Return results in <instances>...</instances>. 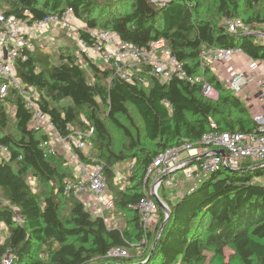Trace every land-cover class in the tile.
<instances>
[{"label":"trees","instance_id":"trees-1","mask_svg":"<svg viewBox=\"0 0 264 264\" xmlns=\"http://www.w3.org/2000/svg\"><path fill=\"white\" fill-rule=\"evenodd\" d=\"M7 4L2 11L6 17L32 22L72 8L89 29L114 31L120 40L138 47L164 38L187 73L214 86L220 99L203 97L202 80L161 84L150 79L146 87L114 78L87 56H83L84 68L78 47L76 53L58 58L36 47L19 64L18 75L25 85L37 89L39 107L60 135L73 134L78 125L86 128L80 120L86 115L94 129L90 139L99 159L95 162L103 165L108 188L116 178L114 166L135 160L132 184L114 198L115 209L131 220L125 229L109 227L104 218L92 217L79 198L65 194L68 182L76 179L74 170L66 167L61 154L50 156L44 147L49 136L29 128L32 114L12 91L0 101V143L11 152V161L0 164V220L8 228L0 243V264L9 253L16 256L15 264H196L206 259L204 241L215 245L220 255L231 249L242 264H264V160L248 161L237 172L222 169L174 203L162 187L169 217L160 208L165 217L162 214L151 228H143L136 210L144 196L147 169L164 151L186 142L197 145L213 130L264 136L246 105L201 60L205 49L241 48L250 58L264 61L261 39L241 31L230 33L227 25L241 19L246 25L264 27V11L244 21L239 0H219L221 17L212 20L201 18L195 5L180 0L164 6L150 0H8ZM81 36L94 45L86 32ZM130 107L143 123L150 144L145 149H139L122 122L133 125ZM108 124L124 133L130 142L127 151L112 152ZM76 153L83 162H94L81 150ZM30 181L38 186L37 192ZM116 249L125 250L128 257H111ZM40 252L44 258L38 256Z\"/></svg>","mask_w":264,"mask_h":264},{"label":"built area","instance_id":"built-area-1","mask_svg":"<svg viewBox=\"0 0 264 264\" xmlns=\"http://www.w3.org/2000/svg\"><path fill=\"white\" fill-rule=\"evenodd\" d=\"M150 1L164 6L171 0ZM26 14L29 15V12L26 11ZM227 25L230 33L235 34L241 31L247 35L254 34L264 43V27L260 26L261 29L256 31L254 28L258 27L257 24L246 25L241 20L228 22ZM57 26L74 34L80 51L79 62L84 68H87V64L84 62L83 56H88L89 60L98 67L110 70L114 78L131 84L147 87L150 79L161 84H168L175 79L189 83L202 80L204 98L216 102L220 99V94L204 79L190 76L184 63L172 54L168 42L164 38L150 42L147 47H138L120 40L119 35L114 31L89 29L85 23L77 20L72 8L34 22L14 16L6 17L0 11V101H5L12 91L17 92L32 114L29 128L36 132L44 131L49 136L44 147H47L51 153L61 154L66 159L68 166L74 169L75 184L68 182L65 194H73L79 198L92 217H102L108 225L106 214L115 210V201L108 192L103 165L95 161L85 163L81 160L76 149H82L85 143L80 138L72 137V134L67 137L60 135L49 115L40 109L38 104L40 95L37 89L25 85L18 75L19 64L26 62L29 54L36 47L43 49L49 40L50 31ZM82 32H86L91 37L93 46H90L82 38ZM243 55L249 61V76L233 66H228L222 73H214L211 68L219 63L229 64L237 56ZM201 60L235 96L240 95L246 85L253 82L261 90L259 101L264 102V80L259 71L260 61L247 56L241 48L205 49L202 52ZM254 121L259 124L257 131L263 132L264 118L255 116ZM92 127L91 125V135L94 132ZM212 128L215 129L216 126L212 125ZM57 143L60 145V150H57ZM194 146H199L201 151L199 152ZM220 150L224 151V156L216 154V151ZM184 153L191 155L188 160H183ZM202 155H208V157L192 167L179 171L194 158ZM263 160L264 136L240 132L213 130L205 134L197 145L186 142L181 146L164 151L148 167L144 178V196L136 206L143 228H151L154 221L157 220L155 217L157 218L160 209L157 199L162 201V187H165L169 192V198L174 203L183 196V187L187 188V192H189L222 169L238 170L248 161L261 162ZM10 161L9 148L0 143V164ZM179 172L183 173V182L176 177ZM4 233H8V228L0 220V243L7 238V236H3ZM110 256L127 258L128 254L123 249H116L110 253ZM15 262L16 256L11 253L2 260V264H15Z\"/></svg>","mask_w":264,"mask_h":264},{"label":"rangeland","instance_id":"rangeland-1","mask_svg":"<svg viewBox=\"0 0 264 264\" xmlns=\"http://www.w3.org/2000/svg\"><path fill=\"white\" fill-rule=\"evenodd\" d=\"M180 1L189 2L190 4L195 5L197 8V12L199 13L201 18L212 20L215 17L217 18L221 17L218 12L219 0H180ZM7 3L8 0H0V11L6 10V6L8 5ZM239 3H240V15H241L240 17L244 21L252 16L261 14L264 11V0H250L249 2H247V0H239ZM221 23L223 24L224 20H222ZM257 26L258 27L254 29L256 31H259L261 28L259 25ZM50 32L51 33L49 34L48 42L45 43V46L43 45L44 46L43 49H45L47 53L52 54L53 56H55V58H58L60 54H72L78 51L77 50L78 46L76 40L74 39L75 38L74 34H71L66 30H63L59 26L55 27ZM90 78L92 79V77ZM130 113H131L133 125H131V123L127 121H122V122L124 126L131 132L132 137L138 141L139 149H145L150 144L146 140L143 123L134 108L130 107ZM80 120L81 123H83L86 126V128H83V126L80 127L79 125L73 127L74 133L71 136L74 138H80L85 143V146L80 150L83 152V154L87 157L88 160L99 161V159L96 156L97 155L96 148L94 147L90 139L91 134L90 132H88V129L91 128V122L88 121V119H86L85 114L82 115ZM108 130L110 131L111 139H112V145H111L112 152L118 154L119 152L127 151L130 142L127 140L124 133L118 130L112 124H108ZM57 145H58L57 150H60L59 143H57ZM194 148L198 149L199 152L201 151V148H199V146H194ZM50 156L53 157L54 156L53 153H50ZM190 156L191 155L189 153H184L182 155V158L183 160H188ZM66 167L70 169L68 165H66ZM72 170L74 169L72 168ZM113 170L116 175L115 176L116 178L113 181H109L108 192L114 199L119 194L120 191L125 190L132 184L131 177L136 176L137 167L135 164V160L130 158L123 163L116 164ZM181 173L182 172H180V174ZM70 182L72 184H75L73 180H70ZM30 185L33 190H35L36 192L38 191V186H36L33 182H31ZM0 202H2L1 198H0ZM162 212L163 211L158 212L157 215L158 219L159 218L161 219L163 217L164 214ZM107 218L109 219L108 222L109 227H116L121 229L128 228L129 227L128 222L131 220L129 215L124 214V212H122L119 209H115L109 212ZM157 218L155 217V220ZM157 220L154 221L153 226L156 224ZM204 228L205 226L201 227L200 232H204ZM3 236L5 237V235ZM202 240L204 241L205 239ZM133 247L136 248L135 243L133 244ZM203 248H204L203 254L206 257V259L196 264H242L240 258L229 248H226L222 255L216 252L215 245H211V244L205 245V241ZM150 249H151V244H150ZM136 251L141 252L139 249H137ZM38 256L44 258L45 255L44 253L41 254L40 252Z\"/></svg>","mask_w":264,"mask_h":264},{"label":"crops","instance_id":"crops-1","mask_svg":"<svg viewBox=\"0 0 264 264\" xmlns=\"http://www.w3.org/2000/svg\"><path fill=\"white\" fill-rule=\"evenodd\" d=\"M248 58L243 56H237L234 58V60L231 63H219L218 65H215L214 67L211 66L214 73L223 72L225 68L228 66H233L238 71H242L246 74V76H249V70H248ZM260 74L262 76V79L264 80V61H260ZM261 94V90L259 87L256 86L255 83L250 82L246 85V87L243 89L242 93L238 95L237 97L241 98V101L246 105V107L249 109L252 117L255 116H262L264 118V102L259 101V96ZM176 177L183 182V173L176 174ZM184 189L182 192L184 194L187 193V188L183 187ZM183 194V195H184ZM108 213L106 214V216ZM107 222H109V219L107 218ZM5 236H8V233H4Z\"/></svg>","mask_w":264,"mask_h":264},{"label":"water","instance_id":"water-1","mask_svg":"<svg viewBox=\"0 0 264 264\" xmlns=\"http://www.w3.org/2000/svg\"><path fill=\"white\" fill-rule=\"evenodd\" d=\"M216 154H217V155L224 156V151H223V150L216 151ZM207 157H208V155H202V156H199V157H197V158H194V159H193L192 161H190L188 164H186L185 166H183L182 168H180L179 171H182V170H184V169H187V168H189V167H192V166H194V165L200 163L202 160L206 159ZM226 170L229 171V172H237V171H240L239 169H238V170L226 169ZM204 182H205V181H204ZM204 182H203V183H204ZM203 183H202V184H203ZM202 184L198 185V186L195 187L193 190H191V191H189V192H187V193H191L192 191H194L195 189H197L198 187H200ZM187 193H186V194H187ZM157 201H158V204H159L160 208H162L163 210H165V211L167 212V216L169 217V210H168V208L164 205V203H163L160 199H157ZM166 221H167V220H166ZM162 229H163V226L160 228V233H161ZM154 247H155V246H154ZM154 247H153V249H154ZM152 253H153V252H152ZM147 261H148V260H147Z\"/></svg>","mask_w":264,"mask_h":264}]
</instances>
